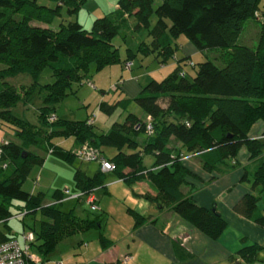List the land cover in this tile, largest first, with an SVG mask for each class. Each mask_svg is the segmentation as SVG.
<instances>
[{
  "label": "trees",
  "instance_id": "trees-1",
  "mask_svg": "<svg viewBox=\"0 0 264 264\" xmlns=\"http://www.w3.org/2000/svg\"><path fill=\"white\" fill-rule=\"evenodd\" d=\"M48 1L54 5L38 0H0V129L6 134L0 142V222L23 211L36 221L39 213L38 226L31 227L35 233L33 250L42 260L39 264H53L52 256L59 244L78 233L96 231L102 249L112 244L101 231L98 215L79 217L73 209L60 208L64 199L61 190H55L51 202L45 203L41 193L32 194L22 188L32 167L41 166L45 159L32 147L48 146L47 153L71 162L73 150H62L51 143L53 137H64L72 138L76 146L88 143L114 164L112 171L103 172L98 167L92 175L76 170L74 183L78 191L105 188L107 173L129 185L148 181L154 193L143 194L145 199L159 209L171 208L210 238H218L226 227L224 218L215 208L198 205L191 194L181 190L189 177H198L183 163L182 156L184 152L193 153L205 171L222 173L236 166L233 160L242 148L249 159L263 154L264 138H250L249 132L254 124L264 122V0H159L157 6L155 0H118L114 13L96 18L90 29L77 21L60 23L57 29L32 24L37 21L48 25L62 6L69 11L80 7L77 0ZM257 11L263 17L257 44L254 48L238 44L244 23L255 20ZM152 15L156 17L153 23ZM129 18L133 19L132 29L147 38L137 46L142 55L153 54L165 64L178 48L176 39L184 35L201 53L223 49L225 65L218 67L206 59L197 65L188 63L194 69L187 72L182 65L188 60L182 58L163 79H151L135 97H122L112 104L101 102V111L108 115L117 107L127 109L132 102L143 112L141 117L130 112L104 132L98 133L88 119L59 118L56 105L67 96L72 83L87 78L91 65L97 71L121 62L112 41L128 27ZM127 51L124 65L135 55L131 48ZM46 67L51 70L52 81L40 83L39 76ZM18 75L31 80L20 90L9 82ZM35 94L40 97L38 125L13 112L19 101L30 103ZM162 99H166V106ZM50 115L57 116L56 120L49 122ZM148 116L151 133L146 132ZM5 125L12 137H8ZM140 134L145 136L142 142L137 140ZM172 139L184 151L174 152L169 147ZM108 148L115 149L110 156L106 154ZM147 155L153 157L151 166L143 162ZM246 177L244 174L242 181ZM258 186L263 191L264 159L253 174L252 187ZM195 188L191 185L190 192ZM258 200L259 196L246 193L234 205V211L264 227ZM128 211L134 228L148 220L137 211ZM0 235L3 239L16 237L1 230ZM256 248L247 247L241 252L251 259Z\"/></svg>",
  "mask_w": 264,
  "mask_h": 264
},
{
  "label": "rangeland",
  "instance_id": "rangeland-1",
  "mask_svg": "<svg viewBox=\"0 0 264 264\" xmlns=\"http://www.w3.org/2000/svg\"><path fill=\"white\" fill-rule=\"evenodd\" d=\"M77 1L80 3V7L77 11H69L66 6H62L60 14L55 16L52 22L48 25L37 21H32V24L57 29L60 23L77 21L85 29H90L96 18L114 13L118 2V0ZM38 2L49 6L54 5L52 1L48 0H38ZM159 3V0H155L154 5L157 6ZM257 12L258 13H254L256 18L255 20L250 19L244 23L243 30L237 39L238 44L246 45L251 48H254L257 44L260 30L259 25L262 23L261 21H263V17L260 15L261 12ZM17 18H19L18 14L16 15V19ZM155 19L156 17L152 15L151 23H153ZM132 27L133 19L129 18L128 27L123 28L112 41L114 46L118 48L121 62L104 66L102 69L97 71H94V66L91 65L87 78L83 79L81 82L72 83L71 87L68 89L67 96L56 105L55 114L59 118L66 120L88 119L89 122L93 119L94 129L98 133L104 132L112 123L122 122L130 112L136 114L138 117L143 116L142 110L134 102H132L125 110L117 107L111 115L101 111V102L104 101L112 104L124 96L122 95V93L125 92L122 90L124 86L134 83L138 87H143L151 79L159 81L172 71L177 65L178 60L182 58H186L184 60H188V62H185L182 65L183 69L187 72H192L194 69L188 63L197 65V63L206 59L212 61L218 67H223L225 65V62L222 60V55L224 54L223 49H207L201 53L184 35H180L176 39L178 48L174 56L169 59L167 63L161 64L155 58V55H142L140 52H137L139 41L144 38L146 41L147 38L144 37L143 34L134 31ZM128 48H131L132 52L135 54L132 56V64L129 67L122 64L123 59L127 56ZM30 81V78L26 75H18L15 78L9 79V82L17 87L18 90H20V86L22 84L28 85ZM51 81V70L46 67L39 76V82L46 83ZM38 96L35 94L30 103H22L19 101L13 109V112L16 115L27 119L31 123L38 125L37 106L40 104V97ZM160 101L164 106H166V99H162ZM57 116L50 115L48 117V121L52 122L56 120ZM4 128L6 129L5 131H8V137H12L13 133L11 129L8 128L7 125H5ZM144 138V134H140L137 140L138 142H142ZM51 143L54 146H60L61 149L63 148L62 150H73L72 152L74 154V150H76L79 146H76L72 138L64 137H53L51 139ZM169 147L174 148V152L178 149L183 150V148H181V144L173 139L170 141ZM32 149L41 154L45 159L41 166L36 165L32 167L27 178L22 184V188L32 194L41 193L44 195L45 203L51 202L53 199L52 195L55 190L62 191L69 189L71 193L77 190L74 183V173L76 170L79 169L88 175H92L99 166L98 161L83 160L79 156H76V154L71 162L65 161L59 155L47 153L48 146L42 149L32 147ZM106 150V154L109 156L115 152V149L111 148ZM183 154L184 156L182 157L185 159L188 158L187 155L189 154L195 155L188 152H184ZM241 154L242 153H239V156ZM184 158L182 160H184ZM190 159H193V162L195 163L198 162V164L200 162L197 156H192ZM143 162L147 166H151L153 163V157L151 155L144 156ZM185 162L183 163L187 164L189 161ZM111 180H114L115 183H109ZM34 182L36 186L33 188ZM105 185V188H98L94 190L96 195L97 210H90V205L85 200V197L82 199L64 198L60 204V208L63 210L73 209L74 213L79 217H85L86 215H98L101 219V231L104 233V236L116 244L121 237V225L124 227H130L132 215L128 210H134L144 215V212L141 213V211H144L143 209L149 203L140 197L139 192L141 191V187L137 183L129 185L116 180V176L112 173H107ZM89 193H93V191L86 194L88 195ZM62 194L64 193L62 192ZM151 208V206H148L149 210L144 215L145 218L151 216L149 212ZM12 211L15 212V208L12 207ZM36 219L37 220L34 221L30 214L24 217L13 216L5 223L0 222V230L8 235L14 233L16 237L20 239L23 234L31 231V227L33 225L36 227L38 226L41 219L39 213H37ZM78 240L84 241L82 244L83 246L81 244H75ZM97 240L96 231L92 230L89 232L78 233L72 238H68L59 244L56 253L52 256V260L57 261L59 259L66 260L67 258H72L80 261L82 258L81 255L86 250L84 243H89L92 248L94 246L96 247V244H98ZM122 242L124 241L122 240ZM122 244L123 243H121L120 246H122Z\"/></svg>",
  "mask_w": 264,
  "mask_h": 264
},
{
  "label": "crops",
  "instance_id": "crops-1",
  "mask_svg": "<svg viewBox=\"0 0 264 264\" xmlns=\"http://www.w3.org/2000/svg\"><path fill=\"white\" fill-rule=\"evenodd\" d=\"M141 89L142 86L138 87L134 83L124 86L123 98H133ZM91 121L94 123L93 119ZM249 136L264 138V122L254 124ZM4 138L6 134L0 129V142ZM239 153L242 154L239 156ZM239 153L233 160L236 166L222 173L205 171L200 162L198 164L190 159L197 155L189 154L183 160L189 161L186 165L199 178L189 177L188 184L181 187L182 192L191 194L201 206L215 208L226 221V227L218 238H210L171 208L159 209L149 202L143 194H153L152 185L148 181H138L136 183L141 187L139 195L149 203L141 213L144 212L145 215L149 210L148 206L152 207L148 220L134 228L132 217L130 227L121 225L119 241L116 244L112 242L106 249H102L98 240L96 247L92 248L89 243H84L86 250L80 261L72 258L59 260L69 264H264V227L234 211V205L246 193H251L259 196L257 206L264 216V189L260 191L259 186L252 187L254 171L264 159V152L254 159L248 158L245 148L240 149ZM244 174L247 177L242 181ZM212 177L214 178L211 179ZM116 180L123 182L118 178ZM109 183L115 182L111 180ZM191 185L196 187L192 192ZM34 186L35 182L33 188ZM93 194L96 197L94 190ZM64 198L68 199L66 196ZM251 246L257 248L252 258L247 259L241 250ZM125 258L128 259L125 261Z\"/></svg>",
  "mask_w": 264,
  "mask_h": 264
},
{
  "label": "built area",
  "instance_id": "built-area-1",
  "mask_svg": "<svg viewBox=\"0 0 264 264\" xmlns=\"http://www.w3.org/2000/svg\"><path fill=\"white\" fill-rule=\"evenodd\" d=\"M131 64V61H128L125 65L129 67ZM147 120V132L151 133L152 126L149 123L150 116L147 117ZM74 152L76 156H79L83 160L98 161V167L103 172L112 171L114 169V164L107 160L96 148H93L88 143L79 145L78 148L74 150ZM183 158L184 157H182V159ZM62 192L64 193L63 195L68 199H82L83 197H85V200L90 205V210H97L96 197L93 193H89L88 195L83 191H76L71 193L69 189L62 190ZM15 216L24 217L26 216V211H23ZM34 240L35 233L33 232V230L23 234L20 239L18 237L3 239L0 235V264H39L42 260L41 257L33 250ZM126 259L128 258H125V261ZM53 264L69 263H64L62 260H57L53 261Z\"/></svg>",
  "mask_w": 264,
  "mask_h": 264
}]
</instances>
